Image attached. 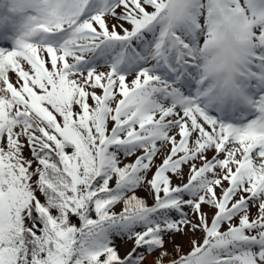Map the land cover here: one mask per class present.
<instances>
[{
    "label": "snow or ice",
    "instance_id": "6c2138e0",
    "mask_svg": "<svg viewBox=\"0 0 264 264\" xmlns=\"http://www.w3.org/2000/svg\"><path fill=\"white\" fill-rule=\"evenodd\" d=\"M0 40V264H264V0H0Z\"/></svg>",
    "mask_w": 264,
    "mask_h": 264
},
{
    "label": "rangeland",
    "instance_id": "374dc122",
    "mask_svg": "<svg viewBox=\"0 0 264 264\" xmlns=\"http://www.w3.org/2000/svg\"><path fill=\"white\" fill-rule=\"evenodd\" d=\"M0 46H8V42L4 41V40H0ZM98 70H104L102 67ZM25 155H28V152H25ZM182 180H186V177H173V184H178L180 183ZM138 194H144L147 199L151 200V198L148 196L147 192L144 189H139ZM116 208L118 210H120V206L117 205ZM187 211V209L185 210ZM254 211V209H253ZM202 237V233L200 232H196V233H191L188 232L186 235L185 234H177L175 235V237H168L166 238V243L167 246L169 247V249L171 250V248L175 247L176 245H180L182 246V248L184 249V251L189 250L190 248V243L192 240H200ZM117 246L119 247L120 253L122 254H126L127 251H129L131 249V243L126 241V240H119L117 241ZM151 261V257H147V264H150Z\"/></svg>",
    "mask_w": 264,
    "mask_h": 264
},
{
    "label": "trees",
    "instance_id": "16d2710c",
    "mask_svg": "<svg viewBox=\"0 0 264 264\" xmlns=\"http://www.w3.org/2000/svg\"><path fill=\"white\" fill-rule=\"evenodd\" d=\"M137 195H139L140 197H142V198H146L147 199V197L144 195V194H138L137 193ZM115 211H119L117 208H115L114 209ZM118 247V246H117ZM118 250H119V248H118ZM122 255H124V254H122Z\"/></svg>",
    "mask_w": 264,
    "mask_h": 264
}]
</instances>
